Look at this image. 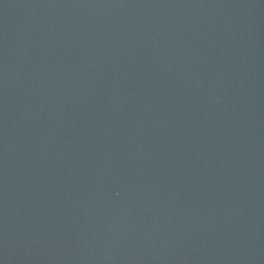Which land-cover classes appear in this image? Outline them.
I'll return each mask as SVG.
<instances>
[{
    "label": "water",
    "instance_id": "obj_1",
    "mask_svg": "<svg viewBox=\"0 0 264 264\" xmlns=\"http://www.w3.org/2000/svg\"><path fill=\"white\" fill-rule=\"evenodd\" d=\"M0 264H264V0H0Z\"/></svg>",
    "mask_w": 264,
    "mask_h": 264
}]
</instances>
